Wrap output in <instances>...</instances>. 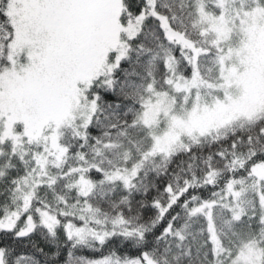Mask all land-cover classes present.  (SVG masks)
<instances>
[{"label":"snow or ice","instance_id":"obj_1","mask_svg":"<svg viewBox=\"0 0 264 264\" xmlns=\"http://www.w3.org/2000/svg\"><path fill=\"white\" fill-rule=\"evenodd\" d=\"M0 264H264V0H0Z\"/></svg>","mask_w":264,"mask_h":264}]
</instances>
